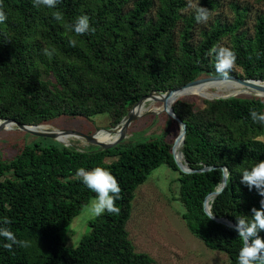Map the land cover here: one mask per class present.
<instances>
[{
	"label": "trees",
	"instance_id": "16d2710c",
	"mask_svg": "<svg viewBox=\"0 0 264 264\" xmlns=\"http://www.w3.org/2000/svg\"><path fill=\"white\" fill-rule=\"evenodd\" d=\"M189 1L60 0L57 9H48L34 7L33 0H0L8 17L0 24V120L46 126L61 118L106 114L111 127H117L143 97L219 76L209 52L224 40L236 53L238 77L264 82V16L257 18L250 35L245 30L247 9H235L232 23L216 20L194 43L202 23L196 22V11L186 15ZM200 7L213 12L219 3L202 0ZM57 11L60 21L53 18ZM83 15L95 32L77 36L72 25ZM46 47L53 52L50 57L44 54ZM173 109L186 125L182 154L195 171L190 174L174 161L175 139L169 130L156 139L122 142L102 152L35 142L13 159L0 161V220L7 217L17 238L31 242L9 252L3 247L8 241L0 237V264H155L150 255L136 251L127 225L137 190L162 165L179 172L181 218L190 233L237 264L242 247L238 233L209 217L204 203L222 185L225 168L224 190L207 203L211 214L235 225L242 216L250 220L253 208L260 209L264 197L240 181L244 170L264 161V124L250 116V110L264 113V98L205 100L201 109L178 100ZM165 115L169 127H178ZM112 157L118 159L106 164ZM96 167L118 180L120 214L97 217L79 246L68 248L61 231L96 195L76 175L77 169ZM204 168L212 169L199 172Z\"/></svg>",
	"mask_w": 264,
	"mask_h": 264
},
{
	"label": "rangeland",
	"instance_id": "374dc122",
	"mask_svg": "<svg viewBox=\"0 0 264 264\" xmlns=\"http://www.w3.org/2000/svg\"><path fill=\"white\" fill-rule=\"evenodd\" d=\"M201 1L190 0L189 4H191V7L185 12L186 15L194 13L196 8L200 6ZM215 1L219 3V8L211 12L210 19L207 23L200 25L194 35V43L200 40L201 31L203 29H209L210 25L216 20H220L221 23H232L235 18V9L239 11L247 9L245 30L250 35L254 33L257 18L264 16V3L258 0ZM228 44L229 42L224 40L220 46L227 47ZM231 72L235 76L241 74V70L235 65ZM231 84L238 85L235 83ZM250 92L262 95L257 91H246L242 93ZM254 94L244 95L237 92L234 93L227 87H221L208 90L206 92V98L199 95H192L179 100L195 103L196 107L201 109L204 106L205 100L225 99L235 96L257 97ZM160 108H162V103L147 102L143 113L131 125L127 133V138L123 142L137 144L139 142L149 141L161 137L167 130L172 134L171 138L176 139L180 133L179 125L176 127V124H173L169 127L170 120L165 113L156 111ZM151 112H154V114H150ZM110 122V118L106 114L97 115L91 119L61 118L56 120L52 125H46L45 129L58 131L70 130L89 135V132L94 128L97 131L113 129ZM35 142H42L49 146L56 141L26 134L17 130L16 127H13L12 130L0 132V161L13 159L20 149ZM67 145L80 150L95 147L88 145L84 140L76 138H70ZM179 150L178 144L176 152L179 153ZM117 159L118 157L107 158L105 162L106 164H111ZM178 178V171H174L167 165H162L137 190L133 202V213L127 225L130 240L133 242L136 251L150 255L154 259L155 264H230L226 255L208 249L186 227L185 222L181 218V214L184 213V208L178 201ZM93 199H91L88 205H90ZM87 206L60 233L68 248H76L79 246L82 239L90 233V222L97 218L90 213Z\"/></svg>",
	"mask_w": 264,
	"mask_h": 264
},
{
	"label": "clouds",
	"instance_id": "9594fccd",
	"mask_svg": "<svg viewBox=\"0 0 264 264\" xmlns=\"http://www.w3.org/2000/svg\"><path fill=\"white\" fill-rule=\"evenodd\" d=\"M59 2L60 0H33V6L57 9ZM188 6L191 7V4ZM210 16L211 11L207 8L200 6L196 8L195 20L197 23H207ZM7 18L3 6L0 5V24H4ZM53 18L60 21L63 17L57 11ZM72 29L77 36L95 32V28L91 27L90 18L87 15L78 17L75 24L72 25ZM70 43L73 47L75 46V41H70ZM44 54L50 57L53 52L46 47ZM209 55L215 56L217 74L222 78H228L230 71L236 64V53L227 47L213 46ZM250 116L253 122L264 124V113L250 110ZM76 175L81 178L83 184L90 191L96 194L93 201L87 206L94 217H100L105 212L115 215L120 214L121 209L116 206V201L122 199V189L118 180L110 171L102 167H96L91 171L79 168ZM241 177V184L248 187L249 190L255 189L260 196L264 197V161L256 163L250 170H244ZM260 204L259 210L256 208L251 210L250 220L243 216L236 219L234 230L242 241L237 264H264V238L260 236V233L264 232V200H261ZM9 224H11V221L7 217L0 220V237L8 241L3 247L9 252L12 251L14 246L30 247L31 242L18 239L16 234L7 227Z\"/></svg>",
	"mask_w": 264,
	"mask_h": 264
},
{
	"label": "water",
	"instance_id": "95a60500",
	"mask_svg": "<svg viewBox=\"0 0 264 264\" xmlns=\"http://www.w3.org/2000/svg\"><path fill=\"white\" fill-rule=\"evenodd\" d=\"M220 81H229V82L237 83L241 86H244L246 88H249V89H252L254 91L261 93L262 95H256V96L260 97V98H264V82H262V81L247 80V79H243V78H240L238 76H235V75H229L228 78H222L220 76H214V77H207V78H203V79L193 81L181 89L169 91L165 94L154 92V93L149 94L148 96L143 97L132 108V110L129 112V114L123 119V121L117 127L113 128V129L103 130V132H106L108 135L115 137L112 141H108V142L99 141L97 136L100 132H102L101 130L97 131L96 133H94L92 135H85V134L75 132V131H70V130H61V131L60 130L59 131L58 130H47V129H44L45 126L23 125V124H20L14 120H0V132L7 130V128H6L7 126H13V127H16L17 130L24 132L26 134L35 136V137L54 140V141L60 143L58 138L60 136H67L70 138H76V139L84 140L88 145L95 146L97 148V150H96L97 152L108 151V150H111L114 147L118 146L120 143H122L127 138V133L129 131L131 125L134 122H136L137 119L140 118L141 114L139 112H136L137 108H141L143 105H146L147 102H158V103H162V106L164 107V110L161 113L167 114L170 118L175 120L179 125L180 136H178L174 141L173 149H172V155H173L174 161L176 162L179 170L182 173L190 174V173H193L195 171H192L188 167L187 163L184 160L183 154H182L183 160H184L183 164L178 162V160L174 154L175 145H176L179 138L183 139V145H184L185 135H186V125L175 114L173 108L170 111H168L167 105H166V100L169 97H171L172 94H174L176 92H181L185 89L192 88V87H195V86L200 85V84H205V83H210V82H220ZM160 97H165V99L162 101ZM150 114H154V112H151ZM36 129H38V130H36ZM60 144L64 145L65 147H70L69 145H67L65 143H60ZM211 169L212 168H204L203 170H201L199 172H206V171H209ZM223 171H224V179H223L222 185L217 189V191L210 194L206 198L205 203H204L205 212L211 218L214 216L211 214V205L208 206L207 201L212 196H213V199H212V201H213L214 198L217 197L224 190V188L227 184V180H228V173H227V170L225 168H223ZM213 219L216 220L218 223L227 225L229 227L234 228V226H235L233 223H231L227 219H217L215 217Z\"/></svg>",
	"mask_w": 264,
	"mask_h": 264
},
{
	"label": "bare ground",
	"instance_id": "6f19581e",
	"mask_svg": "<svg viewBox=\"0 0 264 264\" xmlns=\"http://www.w3.org/2000/svg\"><path fill=\"white\" fill-rule=\"evenodd\" d=\"M223 83H234V82H229V81L210 82V83L200 84V85H197L195 87L185 89V90H183L181 92H176V93L172 94L171 97H169L166 100L167 109H168V111H170L173 108V105L179 99L185 98V97H188V96L199 95L201 97L206 98L207 97L206 92L208 90H210V89H213V88L227 87L231 91H233L234 93L237 92L239 94H244V95H252V94H254V93H251V92L250 93H242V92L254 91V90L249 89V88H246V87L241 86L239 84L238 85H233V84H223ZM235 84H237V83H235ZM254 95H257V94H254ZM160 98H163V99H161L162 101L165 99V97H160ZM144 108H145V105H143L139 110L136 109V112H139L141 114V113H143ZM163 110H164V107L162 106V108L157 109L156 111L157 112H162ZM43 126H45V125H43ZM6 128H7V130H12L13 129V126H7ZM45 128H46V126L44 127V129ZM36 130H38V129H36ZM178 136H180V134ZM97 137H98L99 141H101V142L112 141L115 138L113 136L108 135L106 132H103V131L100 132ZM58 139H59V142L60 143L67 144V143H69L70 137L60 136ZM178 144H179V149L180 150H179L178 158H177V156H176V148H177V145ZM182 148H183V139L182 138H179L178 141H177V143H176V145H175L174 154H175L178 162L181 163V164L184 163L183 156H182ZM212 199H213V196L210 197L208 199V201L210 200V202H211ZM208 201H207V203H208Z\"/></svg>",
	"mask_w": 264,
	"mask_h": 264
}]
</instances>
